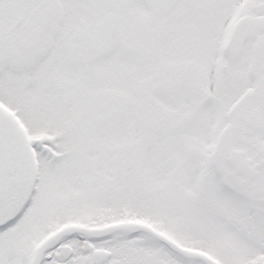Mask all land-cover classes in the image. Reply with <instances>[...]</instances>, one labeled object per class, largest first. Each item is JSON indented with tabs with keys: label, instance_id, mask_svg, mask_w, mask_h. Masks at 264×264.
<instances>
[{
	"label": "snow or ice",
	"instance_id": "snow-or-ice-1",
	"mask_svg": "<svg viewBox=\"0 0 264 264\" xmlns=\"http://www.w3.org/2000/svg\"><path fill=\"white\" fill-rule=\"evenodd\" d=\"M0 264H264V0H0Z\"/></svg>",
	"mask_w": 264,
	"mask_h": 264
}]
</instances>
